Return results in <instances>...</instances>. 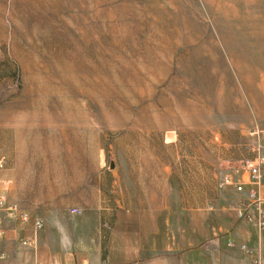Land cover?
Wrapping results in <instances>:
<instances>
[{"label":"rangeland","instance_id":"1","mask_svg":"<svg viewBox=\"0 0 264 264\" xmlns=\"http://www.w3.org/2000/svg\"><path fill=\"white\" fill-rule=\"evenodd\" d=\"M259 139L264 0H0V262L41 256L14 231L59 205L100 214L104 254L127 190L210 201Z\"/></svg>","mask_w":264,"mask_h":264},{"label":"crops","instance_id":"2","mask_svg":"<svg viewBox=\"0 0 264 264\" xmlns=\"http://www.w3.org/2000/svg\"><path fill=\"white\" fill-rule=\"evenodd\" d=\"M175 182L169 181L162 194L126 191L106 233L104 254L100 214L89 209L91 224H69L59 205L53 208V227L46 225L40 238L38 218L33 219L31 242L25 230L14 231V241L18 234L25 246L39 239L42 255L36 252L29 262L30 253L23 249L15 261L0 264H264V230L238 219L243 195L218 189L221 194L209 201L207 196L184 195ZM250 213L256 214L253 209ZM228 240L247 246L249 252L229 248Z\"/></svg>","mask_w":264,"mask_h":264},{"label":"built area","instance_id":"3","mask_svg":"<svg viewBox=\"0 0 264 264\" xmlns=\"http://www.w3.org/2000/svg\"><path fill=\"white\" fill-rule=\"evenodd\" d=\"M260 139L252 149L256 154L254 160H247L242 167L233 173L224 175L223 179L218 183L219 190H232L236 195L241 197V208L238 211V219L247 223H255L261 230H264V146L260 144ZM1 166V165H0ZM248 189L246 190V186ZM0 209L5 210L9 218L17 215L19 208L16 204L8 206L0 200ZM256 212L255 215L250 213L251 210ZM83 209L79 207L70 208L69 212L72 216H81ZM27 221L28 216H22ZM36 230L42 228V222L37 220L35 223ZM228 247L231 249L240 248L243 252L248 253L249 249L245 245L239 247L233 240H228Z\"/></svg>","mask_w":264,"mask_h":264},{"label":"water","instance_id":"4","mask_svg":"<svg viewBox=\"0 0 264 264\" xmlns=\"http://www.w3.org/2000/svg\"><path fill=\"white\" fill-rule=\"evenodd\" d=\"M167 139L168 140H174L175 139V134L174 133H169L167 134ZM111 168H114V164L112 163Z\"/></svg>","mask_w":264,"mask_h":264}]
</instances>
